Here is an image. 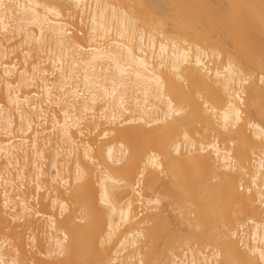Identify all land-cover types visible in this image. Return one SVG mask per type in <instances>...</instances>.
I'll return each instance as SVG.
<instances>
[{"label":"bare ground","instance_id":"obj_1","mask_svg":"<svg viewBox=\"0 0 264 264\" xmlns=\"http://www.w3.org/2000/svg\"><path fill=\"white\" fill-rule=\"evenodd\" d=\"M0 264H264V0H0Z\"/></svg>","mask_w":264,"mask_h":264}]
</instances>
